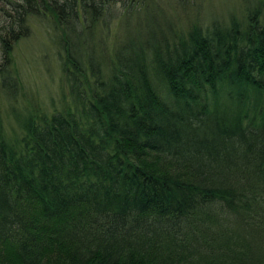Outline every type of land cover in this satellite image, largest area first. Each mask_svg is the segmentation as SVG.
I'll return each mask as SVG.
<instances>
[{"label":"trees","instance_id":"1","mask_svg":"<svg viewBox=\"0 0 264 264\" xmlns=\"http://www.w3.org/2000/svg\"><path fill=\"white\" fill-rule=\"evenodd\" d=\"M204 1L0 0V264H264V0Z\"/></svg>","mask_w":264,"mask_h":264},{"label":"rangeland","instance_id":"2","mask_svg":"<svg viewBox=\"0 0 264 264\" xmlns=\"http://www.w3.org/2000/svg\"><path fill=\"white\" fill-rule=\"evenodd\" d=\"M239 4V0H206L201 3V16L205 13L204 16L208 18L224 21L236 14ZM41 25L33 24L32 35L15 47L14 62L20 71L25 88L40 96L42 102L50 108L57 104L56 100L60 99L57 97H60V90L64 87L61 83L62 73L59 70L58 61L55 59L57 49L55 45L52 47L50 42L48 43L49 37L45 35V33L49 36L52 34L43 27L44 24ZM49 98L53 99L49 101ZM229 220L237 222L231 218ZM238 223L240 222L238 221ZM214 226L221 228L217 219Z\"/></svg>","mask_w":264,"mask_h":264}]
</instances>
